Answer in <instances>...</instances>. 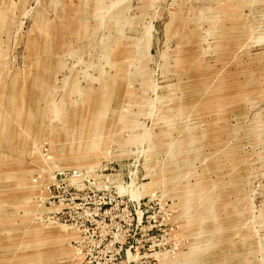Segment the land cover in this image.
<instances>
[{"label": "rangeland", "instance_id": "1", "mask_svg": "<svg viewBox=\"0 0 264 264\" xmlns=\"http://www.w3.org/2000/svg\"><path fill=\"white\" fill-rule=\"evenodd\" d=\"M0 264H264V0H0Z\"/></svg>", "mask_w": 264, "mask_h": 264}]
</instances>
